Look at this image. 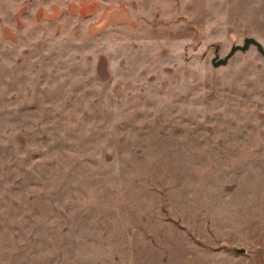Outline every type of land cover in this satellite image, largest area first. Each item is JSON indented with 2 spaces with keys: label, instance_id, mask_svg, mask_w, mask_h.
Masks as SVG:
<instances>
[{
  "label": "rangeland",
  "instance_id": "374dc122",
  "mask_svg": "<svg viewBox=\"0 0 264 264\" xmlns=\"http://www.w3.org/2000/svg\"><path fill=\"white\" fill-rule=\"evenodd\" d=\"M248 36L264 0H0V264H264Z\"/></svg>",
  "mask_w": 264,
  "mask_h": 264
},
{
  "label": "water",
  "instance_id": "95a60500",
  "mask_svg": "<svg viewBox=\"0 0 264 264\" xmlns=\"http://www.w3.org/2000/svg\"><path fill=\"white\" fill-rule=\"evenodd\" d=\"M250 46H254L256 50L262 56H264V46L262 45V43L256 38L248 36L244 38L242 44H234L233 46H231L229 52L224 57H220L218 54H216L215 58L212 60V63L214 66L225 64L234 53H236L237 51L244 52L248 50ZM235 250L237 252H244V249L240 248H236Z\"/></svg>",
  "mask_w": 264,
  "mask_h": 264
}]
</instances>
